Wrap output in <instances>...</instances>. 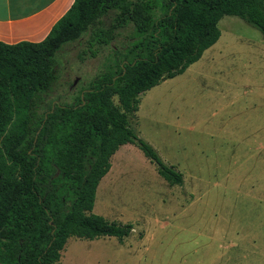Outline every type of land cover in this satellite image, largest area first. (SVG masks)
<instances>
[{
  "label": "trees",
  "instance_id": "obj_1",
  "mask_svg": "<svg viewBox=\"0 0 264 264\" xmlns=\"http://www.w3.org/2000/svg\"><path fill=\"white\" fill-rule=\"evenodd\" d=\"M224 15L264 38V0H74L42 40L0 41V264H59L71 237L129 236L130 223L92 212L120 145L134 143L166 181L182 183L128 116L140 94L184 72L218 40ZM129 26L130 43L72 102L48 99L65 44L94 57Z\"/></svg>",
  "mask_w": 264,
  "mask_h": 264
},
{
  "label": "rangeland",
  "instance_id": "obj_2",
  "mask_svg": "<svg viewBox=\"0 0 264 264\" xmlns=\"http://www.w3.org/2000/svg\"><path fill=\"white\" fill-rule=\"evenodd\" d=\"M218 27L197 61L140 94L128 116L182 183L166 181L134 143L120 145L92 212L132 232L71 237L59 264H264V38L235 15ZM132 36V26L120 30L94 57L65 44L48 99L72 102Z\"/></svg>",
  "mask_w": 264,
  "mask_h": 264
},
{
  "label": "crops",
  "instance_id": "obj_3",
  "mask_svg": "<svg viewBox=\"0 0 264 264\" xmlns=\"http://www.w3.org/2000/svg\"><path fill=\"white\" fill-rule=\"evenodd\" d=\"M74 0H0V41L45 38Z\"/></svg>",
  "mask_w": 264,
  "mask_h": 264
},
{
  "label": "water",
  "instance_id": "obj_4",
  "mask_svg": "<svg viewBox=\"0 0 264 264\" xmlns=\"http://www.w3.org/2000/svg\"><path fill=\"white\" fill-rule=\"evenodd\" d=\"M76 81H77V78L75 79L74 83H76Z\"/></svg>",
  "mask_w": 264,
  "mask_h": 264
}]
</instances>
